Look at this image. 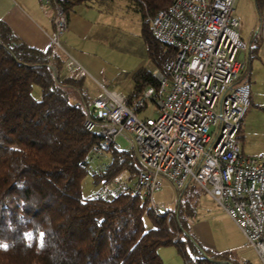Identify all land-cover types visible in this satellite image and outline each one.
Segmentation results:
<instances>
[{
	"label": "trees",
	"instance_id": "obj_1",
	"mask_svg": "<svg viewBox=\"0 0 264 264\" xmlns=\"http://www.w3.org/2000/svg\"><path fill=\"white\" fill-rule=\"evenodd\" d=\"M55 1L67 14L78 4L105 10L114 0ZM126 1L139 13L150 63L129 73L132 85L124 95L138 112L146 105L143 90L157 84L151 69L165 71L175 53L149 27V18L173 0ZM261 42L255 34L246 43L249 60ZM63 58L52 46L41 51L26 44L0 19V245H6L0 264H164L157 247L167 245L176 248L181 264H251L196 241L188 226L202 193L197 186L176 192L172 207H151L148 198L128 191L112 198L81 194L86 172L103 185L123 172L134 177L141 164L127 150L109 149L103 170L80 165L99 138L83 128L92 100L81 91L83 78L55 72ZM34 85L39 99L32 95Z\"/></svg>",
	"mask_w": 264,
	"mask_h": 264
},
{
	"label": "built area",
	"instance_id": "obj_2",
	"mask_svg": "<svg viewBox=\"0 0 264 264\" xmlns=\"http://www.w3.org/2000/svg\"><path fill=\"white\" fill-rule=\"evenodd\" d=\"M39 1L51 12V46L64 57L56 74L84 78L86 69L60 44L67 23L62 6ZM234 2L173 0L149 18L152 35L175 48L165 71L151 69L157 84L147 86L140 98L153 101L157 116L138 117L122 92L99 85L83 119V128L99 141L80 165L91 169L109 149L120 150L116 139L121 137L141 169L131 182L123 178L104 184L98 196L128 191L156 207L151 195L165 179L176 192L197 186L234 222L264 264V151L243 155L240 150L238 132L250 104V85L236 81L243 66L238 53L246 43L237 33Z\"/></svg>",
	"mask_w": 264,
	"mask_h": 264
},
{
	"label": "rangeland",
	"instance_id": "obj_3",
	"mask_svg": "<svg viewBox=\"0 0 264 264\" xmlns=\"http://www.w3.org/2000/svg\"><path fill=\"white\" fill-rule=\"evenodd\" d=\"M259 4L260 5L257 6L255 0H235L233 10L234 17L238 23L237 33L245 43H247L256 33L262 37L261 48L258 50L259 55L251 60V64L249 65L247 72L250 73L251 71V78L252 80H256L255 86L259 89L258 94L260 93L264 96V0L259 1ZM42 7L45 8L44 5H42ZM114 7V10L107 8L106 10L101 11H106L111 16L115 15L117 16V19H112L106 15L103 18H106L109 21H114L115 24L121 28V32H123V34L127 37L128 41L132 42V45H127L128 47L122 51L117 49L114 50L112 48V50H110L111 52H107L109 54V59L117 61L118 63H114L117 66H120L123 70L116 79L111 78L107 81L101 74L99 76L94 74L91 76L89 74L83 78L80 85L81 91L86 93L90 99L99 94V84L126 94V92L130 89L131 84L129 83V74L125 73V71L128 70L131 65L134 66V64H137L139 61H144V64L150 67L149 61H147L144 57L143 44L140 42L141 40L138 31L140 27L139 13L132 8H128V2L126 0H117L116 3H114ZM60 44L63 49L67 51L63 45L62 38H60ZM244 51L245 50H242L238 53L239 59L244 58ZM245 52L247 54V51ZM67 53L70 54L68 51ZM116 55L117 59H115ZM32 95L36 99L40 98L38 86H33ZM75 97L80 100L79 93L75 92ZM70 100L73 101L75 98L71 97ZM254 102L255 105L251 108V104L248 108V110L253 109L252 113H254V109L257 107L256 104L258 101L255 100ZM145 103V107L136 112L137 116L140 118H155L157 116L155 104L150 99L145 100ZM261 108L264 110V105H262ZM238 140L240 146L244 145V152L247 154L250 153L248 148H253L254 145L262 141L259 132L251 131V133L244 134L243 131L240 130L238 132ZM116 141L122 150H129L131 148V145L124 141L121 137H117ZM105 159L107 161L110 159L109 152L105 154ZM105 159H103L102 162H106ZM102 162L98 160L96 162V166L91 168V171H101ZM99 165L100 169L97 168ZM128 177L127 172H123L116 179H112V182L118 179L122 180L123 178L129 180L130 178ZM103 189L104 184L102 185L101 182L94 183L91 173L86 172L83 175L80 181V191L83 196L98 195L103 191ZM175 196V188L169 180L165 179L161 189L153 192L151 198L158 206L163 203L165 207H172V198ZM217 211L223 210L215 204L210 196L202 192L198 199L196 213L189 220L188 227L190 232H195L196 235H194L196 238L198 237L203 243L207 241L208 236H211L212 241L219 247H226L229 245L228 248H231L232 250L231 254L238 257V259L248 260L251 264H261L255 251L246 246L245 240L238 228L230 222L227 217H220L219 214H217ZM157 252L161 256L164 264H181V259L179 258L180 255L174 246H158Z\"/></svg>",
	"mask_w": 264,
	"mask_h": 264
},
{
	"label": "crops",
	"instance_id": "obj_4",
	"mask_svg": "<svg viewBox=\"0 0 264 264\" xmlns=\"http://www.w3.org/2000/svg\"><path fill=\"white\" fill-rule=\"evenodd\" d=\"M116 1L117 0L112 1L111 6L107 8L114 10V3H116ZM101 10L103 9L99 10L96 7L86 4L76 5L66 14L67 27L61 38L65 49L74 60L86 69L88 75L90 74L92 76L94 74L99 76L101 74L104 76L105 80L109 81L111 78L116 79L123 70L114 63L117 61L109 59V54L107 52H111L110 50H112V48L122 51L128 47L127 45H132V42L128 41L127 37L121 32V28L117 26L114 21L103 18L106 15L112 19H117V16H111L108 12ZM0 19L26 44L41 51H46L51 47L50 36L54 34L51 12L42 7L39 0H0ZM138 31L140 35V27ZM140 40L143 44L144 57L148 61L146 57V47L141 36ZM245 51H247V49H245ZM245 51L244 58L240 59L243 62V66L239 70L237 77L242 76V80L247 81L250 85L249 105L252 104L250 107L252 108V106L255 105V100L258 101V103L256 104L257 107L254 109V113H252L253 109H247L239 130L243 131L244 134L257 131L261 135L262 141L254 145L253 148H248L249 154L244 152V145L240 146V150L243 155H253L264 151V110L261 108L262 105H264V96L260 93L258 94L259 89L255 86L256 80H252L251 78V71L250 73L247 72L253 58L249 60L248 54H246ZM115 59H117V55ZM142 63H144V61H139L137 64H134V66L131 65L125 73L129 74ZM129 79V83L132 85L130 76ZM133 179L134 177L130 179V182ZM217 212L220 217L225 216L234 224L225 212ZM194 234L195 232L192 233V235L196 241L209 251L217 253L232 252L231 248H228L229 245L226 247H219L216 245L212 241L211 236H208L207 241L203 243L198 237L196 238V234Z\"/></svg>",
	"mask_w": 264,
	"mask_h": 264
},
{
	"label": "snow or ice",
	"instance_id": "obj_5",
	"mask_svg": "<svg viewBox=\"0 0 264 264\" xmlns=\"http://www.w3.org/2000/svg\"><path fill=\"white\" fill-rule=\"evenodd\" d=\"M0 247H6V245H0Z\"/></svg>",
	"mask_w": 264,
	"mask_h": 264
}]
</instances>
